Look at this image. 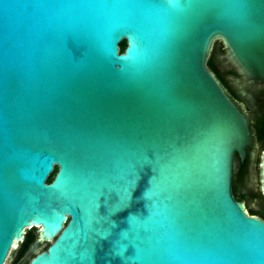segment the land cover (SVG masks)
<instances>
[{
    "label": "water",
    "instance_id": "obj_1",
    "mask_svg": "<svg viewBox=\"0 0 264 264\" xmlns=\"http://www.w3.org/2000/svg\"><path fill=\"white\" fill-rule=\"evenodd\" d=\"M209 60L254 126L264 0H0V264L29 228L28 264H264V143ZM132 157L164 172L114 211Z\"/></svg>",
    "mask_w": 264,
    "mask_h": 264
},
{
    "label": "snow or ice",
    "instance_id": "obj_2",
    "mask_svg": "<svg viewBox=\"0 0 264 264\" xmlns=\"http://www.w3.org/2000/svg\"><path fill=\"white\" fill-rule=\"evenodd\" d=\"M161 158L157 157L155 160H137L135 157L129 158L125 161V172H124V181L121 183L120 189L117 192L116 203L111 206L112 210L119 211L121 207L126 206L131 195V189L133 181L129 179L134 177L137 173V170L144 164H151L155 175L153 176L152 183L155 186L160 177L163 175L164 166L161 164ZM150 199V196L147 197ZM142 217H138L141 219ZM127 253L131 256L136 255V250L131 246H128ZM122 254V253H120ZM85 264H92L91 256H85Z\"/></svg>",
    "mask_w": 264,
    "mask_h": 264
},
{
    "label": "flooded vegetation",
    "instance_id": "obj_3",
    "mask_svg": "<svg viewBox=\"0 0 264 264\" xmlns=\"http://www.w3.org/2000/svg\"><path fill=\"white\" fill-rule=\"evenodd\" d=\"M119 48V47H118ZM126 48V47H125ZM224 50V46L222 48ZM119 51H120V48H119ZM210 61V60H209ZM213 64V63H212ZM214 65V64H213ZM215 67V65H214ZM213 71L215 72L216 76L218 77V79L220 80V82L222 83V85L224 86L226 92L228 93V95L231 97V99L237 104V106L244 112L246 113V115L248 116V120H249V126H250V129H251V132H252V140H253V134H257V126L261 123V120L264 119V91L261 92V101H260V106H259V112L255 118V125L253 126V121L252 119L250 118L249 114L240 106V104L238 103V101H242V102H245L244 100L246 99L245 97L242 96V94H240L239 92H236L234 91L227 83V81L225 80V77L217 70V68L215 67V70L213 69ZM229 75L230 76H237L239 77V80L241 81H245V82H250L249 80H246L243 76H241L240 74H238L235 69H229ZM250 83H253V85H258L260 86L261 84H258V83H255V82H250ZM252 91V90H250ZM253 143V141H252ZM251 150V147H249V151ZM249 162V155L248 157L246 158V160L244 161H241V164L245 165ZM233 183H234V179H233ZM243 192V191H242ZM244 193V192H243ZM243 202H247L246 200V196L244 198V200H242ZM249 205H247V209H248V212H249ZM256 211V210H255ZM259 217H261L262 219H264L261 215L259 214H255ZM37 236H39V233L37 234Z\"/></svg>",
    "mask_w": 264,
    "mask_h": 264
},
{
    "label": "rangeland",
    "instance_id": "obj_4",
    "mask_svg": "<svg viewBox=\"0 0 264 264\" xmlns=\"http://www.w3.org/2000/svg\"><path fill=\"white\" fill-rule=\"evenodd\" d=\"M54 169H55V166H54ZM53 176L54 175H52V178H53ZM245 207H246V210H248L246 205H245ZM254 210H256V209H254ZM256 211H259V210H256ZM29 229H31L32 233H34V235H35L34 241L28 247H26L25 250H23L22 252H21V249L23 248V241L24 240L19 242V243H16L17 246L10 251V254H9L7 261H6L7 264H28L30 262V260L37 253H39L42 250H46L48 248V246L54 240V238H53L49 241H46V240L40 238L39 236H37L38 228H29ZM29 229H27L25 231L24 238H25L26 232Z\"/></svg>",
    "mask_w": 264,
    "mask_h": 264
},
{
    "label": "trees",
    "instance_id": "obj_5",
    "mask_svg": "<svg viewBox=\"0 0 264 264\" xmlns=\"http://www.w3.org/2000/svg\"><path fill=\"white\" fill-rule=\"evenodd\" d=\"M126 46H127L126 40L123 39L119 43L120 52H123ZM208 65H209V67L212 70L213 69L215 70V67H214V65L212 64L211 61H208ZM256 131H257V136H258L259 141L264 143V119L261 120V123L257 126ZM54 166H55V169L53 168V170H52L51 174L48 176L46 182H51L53 180V178H54V176H55V174L57 172V169H58L56 165H54ZM52 175H54L53 178H52ZM233 179H234V183H233L234 195H235L237 200L242 201L245 198V194L243 192L240 193V192L237 191L236 186H235V177ZM249 213L250 214H256L257 213V214L261 215L264 218V211H255L252 207H249ZM34 239H35V235H34V233H32L31 229H29L26 232V234H25V238H24V241H23V248L21 249V252L23 250H25V248L28 247L34 241Z\"/></svg>",
    "mask_w": 264,
    "mask_h": 264
},
{
    "label": "bare ground",
    "instance_id": "obj_6",
    "mask_svg": "<svg viewBox=\"0 0 264 264\" xmlns=\"http://www.w3.org/2000/svg\"><path fill=\"white\" fill-rule=\"evenodd\" d=\"M22 237H23V236H21V238H22ZM49 239H51V238H49ZM16 243H17V239L14 240V242H13V247H16V246H17ZM5 264H7V263L5 262Z\"/></svg>",
    "mask_w": 264,
    "mask_h": 264
}]
</instances>
